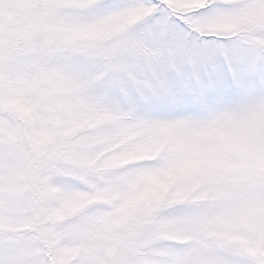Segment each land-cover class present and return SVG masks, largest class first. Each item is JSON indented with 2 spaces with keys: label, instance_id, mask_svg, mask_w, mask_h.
Masks as SVG:
<instances>
[{
  "label": "snow or ice",
  "instance_id": "6c2138e0",
  "mask_svg": "<svg viewBox=\"0 0 264 264\" xmlns=\"http://www.w3.org/2000/svg\"><path fill=\"white\" fill-rule=\"evenodd\" d=\"M0 264H264V0H0Z\"/></svg>",
  "mask_w": 264,
  "mask_h": 264
}]
</instances>
